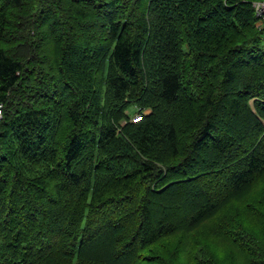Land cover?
<instances>
[{
  "label": "trees",
  "instance_id": "trees-1",
  "mask_svg": "<svg viewBox=\"0 0 264 264\" xmlns=\"http://www.w3.org/2000/svg\"><path fill=\"white\" fill-rule=\"evenodd\" d=\"M254 1L0 0V264H264Z\"/></svg>",
  "mask_w": 264,
  "mask_h": 264
},
{
  "label": "built area",
  "instance_id": "built-area-1",
  "mask_svg": "<svg viewBox=\"0 0 264 264\" xmlns=\"http://www.w3.org/2000/svg\"><path fill=\"white\" fill-rule=\"evenodd\" d=\"M254 16H255V25L258 29L262 30L264 33V0H257L252 3ZM140 119V115H134L132 117L133 121Z\"/></svg>",
  "mask_w": 264,
  "mask_h": 264
},
{
  "label": "rangeland",
  "instance_id": "rangeland-1",
  "mask_svg": "<svg viewBox=\"0 0 264 264\" xmlns=\"http://www.w3.org/2000/svg\"><path fill=\"white\" fill-rule=\"evenodd\" d=\"M133 108H134V107H133ZM132 111H133V113H134V110H133V109H131V111H130V112H131V113H130V114H131V116H132V114H133V113H132Z\"/></svg>",
  "mask_w": 264,
  "mask_h": 264
}]
</instances>
